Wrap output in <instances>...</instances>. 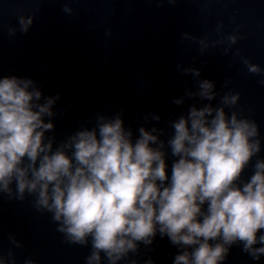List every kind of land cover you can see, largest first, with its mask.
<instances>
[{
	"label": "clouds",
	"instance_id": "obj_1",
	"mask_svg": "<svg viewBox=\"0 0 264 264\" xmlns=\"http://www.w3.org/2000/svg\"><path fill=\"white\" fill-rule=\"evenodd\" d=\"M63 11L73 9L65 4ZM33 21L34 16H20L19 31L27 33ZM222 29L217 26L218 33ZM8 31L14 36L17 29ZM241 38L230 34L213 46L227 43V54ZM181 40L198 42L201 54L209 47L206 37L184 33ZM234 55L240 56L239 49ZM241 60L249 73H262L259 65ZM178 68L197 78V90H186L173 103L197 98L209 103L192 104L186 114L169 120L171 134L142 125L134 138L122 112L97 113L95 126L59 143L54 134L46 135L55 132L59 95L44 97L30 78H0V195L17 201L32 197L35 210L51 215L68 244L90 247L86 264H121L141 246L151 250L157 235L177 247L173 264H224L233 246L259 261L264 256V159L257 158L252 174L243 177L261 152L260 127L242 112L226 111L236 107L239 92L221 95L214 81L198 79L200 69ZM149 115L160 122L159 115ZM9 240L22 247L14 236ZM9 260L15 264L11 251L7 260L0 256V264ZM144 264L154 262L149 258Z\"/></svg>",
	"mask_w": 264,
	"mask_h": 264
},
{
	"label": "water",
	"instance_id": "obj_2",
	"mask_svg": "<svg viewBox=\"0 0 264 264\" xmlns=\"http://www.w3.org/2000/svg\"><path fill=\"white\" fill-rule=\"evenodd\" d=\"M65 4L71 14L63 11ZM20 16H34L27 33L19 31ZM10 27L17 29L14 36ZM184 33L206 37L209 47L201 54L198 42H182ZM230 34L242 38L227 54V43L213 46ZM237 49L240 56L234 55ZM241 57L259 65L262 73H249ZM178 65L200 69L198 79L214 81L221 95L239 92L236 107L226 111L242 112L259 125L261 152L246 169V180L256 159H264V0H0V78H30L44 97L59 95L53 108L55 132L46 134H54L57 143L95 126L97 113L112 117L122 112L134 138L142 125L171 134L169 120L186 114L192 104L209 103L198 98L173 103L186 90H197V78L183 74ZM211 103L218 105L219 97ZM150 113L161 117L158 124ZM56 228L50 214L35 210L32 197L17 201L0 195V256L6 260L11 251L15 264L28 259L86 264L90 247L68 244ZM10 235L22 247H15ZM150 249L141 246L138 255L121 264H144L149 258L154 264H173L178 251L159 235ZM224 264H264V256L253 261L233 246Z\"/></svg>",
	"mask_w": 264,
	"mask_h": 264
}]
</instances>
